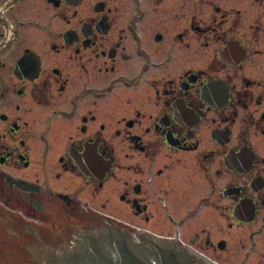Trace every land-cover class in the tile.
I'll list each match as a JSON object with an SVG mask.
<instances>
[{"label": "flooded vegetation", "instance_id": "flooded-vegetation-1", "mask_svg": "<svg viewBox=\"0 0 264 264\" xmlns=\"http://www.w3.org/2000/svg\"><path fill=\"white\" fill-rule=\"evenodd\" d=\"M144 4L0 0V264L115 229L225 264L249 226L235 264L264 253V0L189 25L220 29L210 62Z\"/></svg>", "mask_w": 264, "mask_h": 264}, {"label": "rangeland", "instance_id": "rangeland-1", "mask_svg": "<svg viewBox=\"0 0 264 264\" xmlns=\"http://www.w3.org/2000/svg\"><path fill=\"white\" fill-rule=\"evenodd\" d=\"M214 3H212V2ZM224 0H145V6H149L150 14L145 20L146 34L154 32H165L166 40L176 34L184 35V40L201 41L207 43L205 57L210 62L212 57V48L217 47L220 42V29L217 31L211 29L207 31L194 32L189 29V25L215 27L214 19L218 17L217 12L213 10L214 6H220ZM133 5H131L132 7ZM130 9V8H129ZM249 18L252 20V11ZM160 30V31H159ZM161 32V33H162ZM113 130V129H112ZM259 222L255 223V228H259ZM249 226L241 227L237 232L233 233L232 240L234 246L232 250L223 254H218L221 261L225 264H235L239 256L243 253L244 246L249 243ZM258 238L264 242V230L261 231ZM264 251V250H263ZM244 264H264V253L262 255H252V263L250 258H246Z\"/></svg>", "mask_w": 264, "mask_h": 264}, {"label": "water", "instance_id": "water-1", "mask_svg": "<svg viewBox=\"0 0 264 264\" xmlns=\"http://www.w3.org/2000/svg\"><path fill=\"white\" fill-rule=\"evenodd\" d=\"M56 262V261H55ZM55 264H210L194 254L149 236L101 230L81 236Z\"/></svg>", "mask_w": 264, "mask_h": 264}]
</instances>
